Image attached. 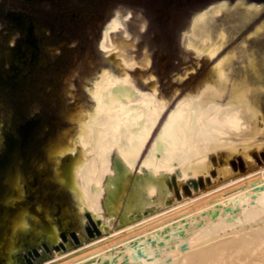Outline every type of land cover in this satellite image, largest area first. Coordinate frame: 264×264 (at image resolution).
<instances>
[{"label": "bare ground", "instance_id": "obj_1", "mask_svg": "<svg viewBox=\"0 0 264 264\" xmlns=\"http://www.w3.org/2000/svg\"><path fill=\"white\" fill-rule=\"evenodd\" d=\"M119 24L115 19L111 27ZM107 39L98 65L84 73L72 61L56 68L48 92L35 85L39 93L20 95L0 87V103L8 98L12 104L0 106V264H32L40 238L61 250L65 243L105 239L116 225L154 230L79 264H264V184L212 206L205 204L216 193L202 196L222 176L261 160L255 152L249 162L255 135L234 140L227 134L242 135L252 128L249 119L260 121L262 89L257 85L254 104L253 85L238 79L225 103L228 55L216 65L218 81L202 83L196 95L147 93L130 71L138 51L126 40ZM110 55L116 75L106 68ZM159 58L164 65L166 53ZM46 94L62 95L64 104L50 106L41 99ZM225 149L237 152L235 161L218 153Z\"/></svg>", "mask_w": 264, "mask_h": 264}, {"label": "rangeland", "instance_id": "obj_2", "mask_svg": "<svg viewBox=\"0 0 264 264\" xmlns=\"http://www.w3.org/2000/svg\"><path fill=\"white\" fill-rule=\"evenodd\" d=\"M115 19L120 24L112 28ZM106 34L113 44L120 45L126 40L130 49L138 51L133 54L136 64L130 70L135 78H142L141 83L137 82L138 87L147 93L158 88L159 96L166 99L196 95L202 83H216V65L230 55L224 64L230 88L222 99L226 103L232 83L246 78L244 81L249 80L253 85L250 99L254 104H257L253 97L257 85L262 89L263 114L260 121L249 119L251 130L245 129L242 135L231 132L227 137L238 140L244 135H255L249 148V162L252 164V158H256L255 152L261 154V160L247 171L222 176L202 196L216 193L215 199L205 204L212 206L241 190L264 184V86L260 85L264 83V72L257 73L250 62L255 59L264 70V0H0V87L14 89L20 95L39 93L42 89L48 92L57 69L70 61L82 73L86 67L98 65ZM35 41L40 45L39 52L33 49ZM160 51L167 56L164 65L160 63ZM117 53L122 55L120 51ZM111 56L108 58L112 66L106 68L116 75L120 69ZM149 57L151 64L146 62ZM35 85L41 89L33 91ZM41 99L53 107L62 106L65 100L62 95L49 94ZM175 104L176 101L172 107ZM0 106L7 108L12 104L5 98ZM160 127L161 123L154 136ZM218 153L225 154L224 158L232 156L233 161L238 156L228 149ZM197 210L193 208L187 213ZM147 230L154 229L128 232L116 225L113 235L105 239L84 241L80 245L65 243L61 250L40 238L34 245L40 251L39 256L32 264H79L86 257L110 246L119 247ZM27 248L23 249L25 255Z\"/></svg>", "mask_w": 264, "mask_h": 264}]
</instances>
